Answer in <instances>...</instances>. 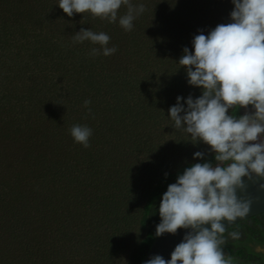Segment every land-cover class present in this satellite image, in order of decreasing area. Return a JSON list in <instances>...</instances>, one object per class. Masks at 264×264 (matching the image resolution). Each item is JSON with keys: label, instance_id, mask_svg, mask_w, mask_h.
Here are the masks:
<instances>
[{"label": "trees", "instance_id": "1", "mask_svg": "<svg viewBox=\"0 0 264 264\" xmlns=\"http://www.w3.org/2000/svg\"><path fill=\"white\" fill-rule=\"evenodd\" d=\"M130 3L145 11L126 31L125 5L109 22L68 17L59 0H0V264H141L168 185L195 163L216 164L210 145L174 127L169 109L178 96L202 95L178 62L200 30L232 22V0ZM81 28L106 33L117 51L92 56L101 45L73 42ZM76 124L92 129L90 147L74 141ZM159 126L185 138L162 144L151 130ZM222 239L231 264H264L255 249L264 213Z\"/></svg>", "mask_w": 264, "mask_h": 264}, {"label": "clouds", "instance_id": "2", "mask_svg": "<svg viewBox=\"0 0 264 264\" xmlns=\"http://www.w3.org/2000/svg\"><path fill=\"white\" fill-rule=\"evenodd\" d=\"M232 3V22L217 25L207 35L200 30L192 40L194 51L184 47L178 62L186 70L188 84L201 88L202 95L195 99L189 95L186 101L178 96L169 109L174 127L191 134L196 143L210 145L216 164L195 163L168 185L155 235L177 234L181 228L190 231L176 245L170 260L154 255L144 264H231L221 249L223 221H235L250 211L252 201L237 195L238 190L247 189L243 178L264 179V142H257L264 133V0ZM121 5L128 10L119 23L131 31L133 21L145 11L143 4L133 5L130 0H59L58 4L68 17L90 12L109 22L116 21ZM85 40L101 45L91 50L92 56L100 55L101 49L104 56L117 51L106 47L110 40L106 33L81 28L73 42ZM90 103L86 100L84 106ZM249 105L254 112L246 111L239 118L229 115L234 106L248 109ZM70 133L75 142L90 147L91 128L76 124ZM194 159L204 160L205 153H194ZM259 187L264 190V183ZM230 235L238 239L240 234Z\"/></svg>", "mask_w": 264, "mask_h": 264}, {"label": "water", "instance_id": "3", "mask_svg": "<svg viewBox=\"0 0 264 264\" xmlns=\"http://www.w3.org/2000/svg\"><path fill=\"white\" fill-rule=\"evenodd\" d=\"M243 179L247 185V189L245 192H240L238 190L237 195L243 199H249L252 201L250 211L246 216L238 217L235 221H223L225 230L243 220L264 213V190H261L259 187L261 183H264V179L249 180L248 177H244ZM206 226L210 228V225ZM188 231H190V229L181 228L178 229L177 234L165 233L160 237H156L141 264H144L145 261L149 260L154 255H160L166 261L170 260L171 253L174 251L176 245L183 240L184 235Z\"/></svg>", "mask_w": 264, "mask_h": 264}, {"label": "rangeland", "instance_id": "4", "mask_svg": "<svg viewBox=\"0 0 264 264\" xmlns=\"http://www.w3.org/2000/svg\"><path fill=\"white\" fill-rule=\"evenodd\" d=\"M244 113L246 111L248 112H254V108L251 106H248V109H244ZM152 125V124H151ZM151 130H153L154 135L153 138H158L159 135L164 134V139L165 141L162 142L163 143H168V142H180L178 140H182L185 138V136H183V133H175L173 134V130L171 129H167L163 126H159V127H153ZM257 142H264V133L261 134L259 140ZM255 249L257 251L263 252L264 253V245L262 246H255Z\"/></svg>", "mask_w": 264, "mask_h": 264}]
</instances>
